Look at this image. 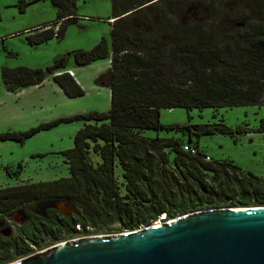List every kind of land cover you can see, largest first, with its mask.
<instances>
[{"label": "trees", "instance_id": "16d2710c", "mask_svg": "<svg viewBox=\"0 0 264 264\" xmlns=\"http://www.w3.org/2000/svg\"><path fill=\"white\" fill-rule=\"evenodd\" d=\"M53 1L61 7L58 18L28 35L30 44L60 38L64 23L57 30L53 27L58 20L76 21V0ZM152 1L112 0L111 41L103 36L90 49L69 51L46 70L2 68L9 91L39 84L50 74L73 98L85 91L67 72L69 58L76 66H86L111 57V68L96 78L98 85L110 88L108 111L78 113L25 132L0 134L2 141L24 142L62 122L84 123L74 146L61 152L68 176L4 188L0 209L65 202L76 212L64 216L49 208L47 215L62 219L73 231L78 223L83 229L123 231L201 208L264 205V176L243 171L230 160L211 158L193 138L216 132L264 133V118L258 128L249 123L233 128L223 118L196 124L161 122L166 108L264 107V34H240L241 41L220 45L197 23L178 20L185 10L165 4L169 0H157L163 6ZM146 129L187 132V142L179 136L148 137L143 134ZM185 145L196 152L185 150ZM115 223L119 227H112ZM10 253V246L0 242V262ZM27 253L26 249L21 255Z\"/></svg>", "mask_w": 264, "mask_h": 264}, {"label": "rangeland", "instance_id": "374dc122", "mask_svg": "<svg viewBox=\"0 0 264 264\" xmlns=\"http://www.w3.org/2000/svg\"><path fill=\"white\" fill-rule=\"evenodd\" d=\"M154 1L155 6H163V2H152ZM165 4L178 6V9L181 8L179 11L185 10L178 20L190 25L197 23L208 38L213 37L220 45L241 41L240 34H264V0H169ZM75 7L76 21L66 22L62 19L60 25H54L58 29L64 23L60 38L54 37L32 45L28 42V35L43 29L38 28L40 25L57 19L61 7L53 0H0V134L6 131L25 132L59 118L90 111L106 112L110 109L111 91L109 87L96 83L99 75L91 79L86 73L82 81L84 95L73 98L62 92L50 74L45 76L42 85L28 86L17 92L9 91L4 84V66L46 70L55 58L69 51L90 49L103 36L111 41L112 20L109 18L113 14L112 0H76ZM69 59L68 67L74 65L72 56ZM110 60L111 57L97 60L107 65L103 73L111 68ZM221 118L233 128L244 123L258 128L264 118V107L240 106L220 108L217 111L214 108H194L188 111L180 107L161 110L163 124L189 121L193 124L206 123ZM83 125L82 121H67L40 130L24 142L0 140V191L10 186L53 181L68 176L69 167L61 152L74 146L75 134ZM143 134L148 137L179 136L185 141L188 138L187 132L176 130L146 129ZM193 138L198 140L201 149L211 158L230 160L243 171L264 176L263 132H216ZM117 176L122 184L119 172ZM19 214L17 211L9 215L0 214V229L8 224L12 228L11 236H19L22 233L16 223V220H20ZM112 227H119V224L115 223ZM115 232L121 231L80 227L77 231L61 233V239L67 241ZM57 241L59 240H53L51 236L45 237L36 244L34 252L32 250L30 253L46 249L58 243ZM21 257L17 255L15 259ZM12 261L6 260L0 264Z\"/></svg>", "mask_w": 264, "mask_h": 264}, {"label": "water", "instance_id": "95a60500", "mask_svg": "<svg viewBox=\"0 0 264 264\" xmlns=\"http://www.w3.org/2000/svg\"><path fill=\"white\" fill-rule=\"evenodd\" d=\"M54 205L63 214L76 211L65 202ZM174 217L73 239L8 264H264V205L207 207Z\"/></svg>", "mask_w": 264, "mask_h": 264}, {"label": "flooded vegetation", "instance_id": "af4514ba", "mask_svg": "<svg viewBox=\"0 0 264 264\" xmlns=\"http://www.w3.org/2000/svg\"><path fill=\"white\" fill-rule=\"evenodd\" d=\"M54 206H55L54 204L53 205L48 204L39 208L38 207L35 208L34 204L28 202V203H24L23 205H19L12 210L0 209V214H4V215L6 214L9 215L15 211L20 212L19 214L20 220H16V223L20 226V229L22 231V233L19 236L17 237L11 236L12 228L8 224L5 225L2 229H0V242H2V244L4 245H9L11 250L10 255L7 256V257L10 256L11 257L8 258L7 261H12L11 259L13 258L15 259L17 255H21V253L24 252L26 249L28 250V253L22 254L21 258L32 254L30 253V251L32 252L33 250L34 252V249L36 248V244L38 245L40 243V240H42L45 237L51 236L53 240L56 239L62 241L63 239H61V233L66 231L67 232L73 231L70 226L65 225L62 219H56V218L53 219L47 215V210L49 208L56 209ZM57 211L64 216H70L71 214L76 212L75 211L69 214H63L58 209ZM4 220L2 221L3 224L5 223ZM80 227L83 228V225L81 223H78L76 225V231L80 229ZM14 259L13 261L18 260V259L15 260Z\"/></svg>", "mask_w": 264, "mask_h": 264}, {"label": "crops", "instance_id": "0c3cea01", "mask_svg": "<svg viewBox=\"0 0 264 264\" xmlns=\"http://www.w3.org/2000/svg\"><path fill=\"white\" fill-rule=\"evenodd\" d=\"M109 19H111L112 21L115 20V19L112 18V16ZM53 21H56V19L53 20ZM60 22H61V20H58V22H56L55 24L60 25ZM54 25H53V27H56ZM73 64H74V62H73ZM106 66H107L106 63H101V62L95 61V63H91V64L86 65V66H83V67L76 66L75 64L74 65H71L69 67L67 66V67H68L69 70H71L73 72V77L77 80V82L83 88L84 87V84H83L82 81H83V77L86 75V73H88L91 76V79H95V77H97L98 75H100L101 73H103V71H105ZM85 68H87L88 70L85 69ZM52 78H53V76H52ZM44 81L45 80H43V82H41L39 84L30 85V86H39V85H42L44 83ZM56 85L62 90V88L57 83H56ZM62 92H64V91L62 90ZM64 94H65V92H64Z\"/></svg>", "mask_w": 264, "mask_h": 264}, {"label": "bare ground", "instance_id": "6f19581e", "mask_svg": "<svg viewBox=\"0 0 264 264\" xmlns=\"http://www.w3.org/2000/svg\"><path fill=\"white\" fill-rule=\"evenodd\" d=\"M178 217H181V216H178ZM178 217H176V218H178ZM175 217L174 218H166L165 216H161L159 219H157V220H155V221H153L150 225H146V224H144V226H141L140 228H148V227H152V226H158V225H162V224H166V223H168V222H170V221H172L173 219H176ZM116 233V232H115ZM83 237V236H82ZM82 237H78V238H82ZM85 237V236H84ZM75 239H77V238H75ZM71 240H73V239H70V240H67V241H61V242H58V243H56L55 245L57 246V245H61V244H63V243H66V242H69V241H71ZM55 245H52V246H50V247H53V246H55ZM49 248V247H48ZM47 249V248H46ZM44 250V249H43ZM39 252V251H38ZM37 252V253H38Z\"/></svg>", "mask_w": 264, "mask_h": 264}, {"label": "built area", "instance_id": "2783aa9c", "mask_svg": "<svg viewBox=\"0 0 264 264\" xmlns=\"http://www.w3.org/2000/svg\"><path fill=\"white\" fill-rule=\"evenodd\" d=\"M47 27H48V26H47ZM55 29L57 30V28H55ZM55 35H56V34H55ZM67 72L70 73V74L73 76V72H72L71 70H67ZM184 149H185V150H191V152H193V153L196 152V149L190 147L189 145H185V146H184ZM206 160H210V157L207 156V157H206Z\"/></svg>", "mask_w": 264, "mask_h": 264}]
</instances>
